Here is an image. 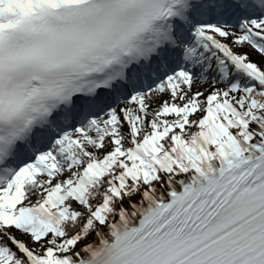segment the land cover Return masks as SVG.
Listing matches in <instances>:
<instances>
[{"label": "snow or ice", "instance_id": "snow-or-ice-1", "mask_svg": "<svg viewBox=\"0 0 264 264\" xmlns=\"http://www.w3.org/2000/svg\"><path fill=\"white\" fill-rule=\"evenodd\" d=\"M137 3L147 28L158 0H0V39ZM171 3L146 56L66 88L23 143L0 90V264H264V0Z\"/></svg>", "mask_w": 264, "mask_h": 264}, {"label": "clouds", "instance_id": "clouds-1", "mask_svg": "<svg viewBox=\"0 0 264 264\" xmlns=\"http://www.w3.org/2000/svg\"><path fill=\"white\" fill-rule=\"evenodd\" d=\"M95 2L85 0L83 7H92ZM74 7L56 9V15L38 10L0 39V64L5 66L0 90L15 92L25 101L24 114L16 121L20 128L18 143L25 142L41 121L50 119L66 97L71 101L66 88L82 79L106 76L122 65L131 67V62L146 56V37L166 23L176 8L171 0H158V13L143 28L139 25L147 5L137 3L104 30L105 21L100 16L67 15ZM32 53L40 55L27 58ZM50 61L59 63L60 68L46 71ZM3 127L7 128V122Z\"/></svg>", "mask_w": 264, "mask_h": 264}]
</instances>
